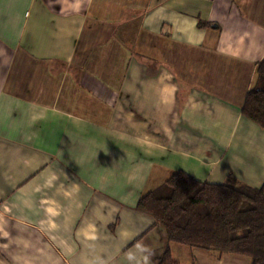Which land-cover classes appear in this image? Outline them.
Instances as JSON below:
<instances>
[{"label":"crops","instance_id":"crops-1","mask_svg":"<svg viewBox=\"0 0 264 264\" xmlns=\"http://www.w3.org/2000/svg\"><path fill=\"white\" fill-rule=\"evenodd\" d=\"M263 58L264 0H0V264H250L136 203L174 170L264 183Z\"/></svg>","mask_w":264,"mask_h":264},{"label":"trees","instance_id":"trees-1","mask_svg":"<svg viewBox=\"0 0 264 264\" xmlns=\"http://www.w3.org/2000/svg\"><path fill=\"white\" fill-rule=\"evenodd\" d=\"M241 113L264 129V58L255 66ZM136 208L164 226L167 239L219 253L247 255L264 264V183L250 185L231 172L224 182L174 170L144 193ZM157 264H179L169 246Z\"/></svg>","mask_w":264,"mask_h":264},{"label":"clouds","instance_id":"clouds-1","mask_svg":"<svg viewBox=\"0 0 264 264\" xmlns=\"http://www.w3.org/2000/svg\"><path fill=\"white\" fill-rule=\"evenodd\" d=\"M144 259H145V264H146V262H147V257H145Z\"/></svg>","mask_w":264,"mask_h":264}]
</instances>
